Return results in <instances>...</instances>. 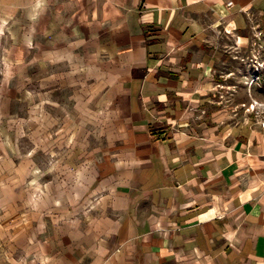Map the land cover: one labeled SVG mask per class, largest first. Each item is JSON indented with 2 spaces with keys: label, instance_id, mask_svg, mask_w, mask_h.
<instances>
[{
  "label": "crops",
  "instance_id": "obj_1",
  "mask_svg": "<svg viewBox=\"0 0 264 264\" xmlns=\"http://www.w3.org/2000/svg\"><path fill=\"white\" fill-rule=\"evenodd\" d=\"M28 8L34 37L96 65L107 144L79 264H264V123L235 121L215 98L227 49L264 0Z\"/></svg>",
  "mask_w": 264,
  "mask_h": 264
},
{
  "label": "rangeland",
  "instance_id": "obj_2",
  "mask_svg": "<svg viewBox=\"0 0 264 264\" xmlns=\"http://www.w3.org/2000/svg\"><path fill=\"white\" fill-rule=\"evenodd\" d=\"M30 5L0 0V264H79L96 218L88 182L107 144L96 65L34 37ZM217 81L235 121L264 123V11L229 45Z\"/></svg>",
  "mask_w": 264,
  "mask_h": 264
},
{
  "label": "built area",
  "instance_id": "obj_3",
  "mask_svg": "<svg viewBox=\"0 0 264 264\" xmlns=\"http://www.w3.org/2000/svg\"><path fill=\"white\" fill-rule=\"evenodd\" d=\"M262 127H263V129H264V124H262Z\"/></svg>",
  "mask_w": 264,
  "mask_h": 264
}]
</instances>
